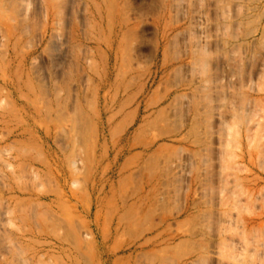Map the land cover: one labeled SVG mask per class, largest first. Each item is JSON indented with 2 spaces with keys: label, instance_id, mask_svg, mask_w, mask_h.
Listing matches in <instances>:
<instances>
[{
  "label": "rangeland",
  "instance_id": "obj_1",
  "mask_svg": "<svg viewBox=\"0 0 264 264\" xmlns=\"http://www.w3.org/2000/svg\"><path fill=\"white\" fill-rule=\"evenodd\" d=\"M0 264H264V0H0Z\"/></svg>",
  "mask_w": 264,
  "mask_h": 264
},
{
  "label": "bare ground",
  "instance_id": "obj_2",
  "mask_svg": "<svg viewBox=\"0 0 264 264\" xmlns=\"http://www.w3.org/2000/svg\"><path fill=\"white\" fill-rule=\"evenodd\" d=\"M203 1H204V0H203ZM205 4H206V3H205ZM218 46H219V45H218ZM51 49H53V48H51ZM54 50H56V49H54ZM57 51H58V50H57ZM53 52H54V51H53ZM58 52H59V51H58ZM58 52H57V53H58ZM55 53H56V52H55ZM57 53H56V54H57ZM63 53H64V52H63ZM52 55H53V54H52ZM57 55H58V54H57ZM58 56H59V55H58ZM202 56H203V55H202ZM53 57H54V56H53ZM53 57H52V58H53ZM221 57H222V55H221ZM55 58H57V57H55ZM204 58H205V57H204ZM204 58H202L201 65H202V63H203L204 60H205ZM53 59H54V58H53ZM207 60H208V59H207ZM59 61H60V60H59ZM205 61H206V60H205ZM219 61H220V60H219ZM207 62H208V61H207ZM53 63H55V62L53 61ZM56 64H57V63H56ZM64 64H65V63H64ZM203 64H204V63H203ZM204 66H205V64H204ZM198 69H199V68H198ZM236 71H237V70H236ZM39 87H40V86H39ZM235 88H236V87H235ZM226 96H227V94H226ZM213 100H214V99H213ZM226 122H227V121H226ZM224 134H225V133H224Z\"/></svg>",
  "mask_w": 264,
  "mask_h": 264
}]
</instances>
